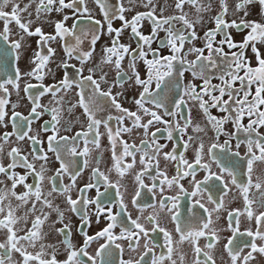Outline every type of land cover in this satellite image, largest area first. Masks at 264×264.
Instances as JSON below:
<instances>
[{
  "label": "snow or ice",
  "instance_id": "6c2138e0",
  "mask_svg": "<svg viewBox=\"0 0 264 264\" xmlns=\"http://www.w3.org/2000/svg\"><path fill=\"white\" fill-rule=\"evenodd\" d=\"M93 2L102 21L95 19L87 0H28L23 6L19 0H0V127L6 128L9 122L12 126V132L0 134V264H97L98 258L100 264H252L256 254L264 257V211L260 210L264 209V134L260 131L264 128V0H172V14L167 16L164 7L156 15L155 0H127L129 7L124 0ZM138 4L147 10L128 18L125 14ZM53 13L61 18L53 21ZM117 19L120 27L113 26ZM145 21L151 25L149 34L143 32ZM46 24L53 33L44 31ZM126 31L129 42L122 43ZM241 33L237 40L235 35ZM105 35L108 42L98 51L97 44ZM27 37L39 38L38 50L30 70L22 72L19 62ZM57 39L65 56L60 65L64 74L45 85V76L51 74L48 63L56 55V49L48 45ZM157 41L158 47L153 48ZM73 59L79 67L69 63ZM70 69L75 71L70 74ZM25 77L40 82L23 87L32 104L29 115L15 111L13 105L9 116V97L13 91L19 95ZM126 83L137 90L131 101L135 110L121 103L126 99ZM117 87L120 90L114 93ZM74 88L78 99L71 108L82 109L86 129L81 124V130L69 137L59 134L65 103L60 94ZM45 95L51 96L47 105L40 102ZM193 109L200 114L199 121L194 120ZM44 114L51 116L48 123L53 131L47 138V152L39 147L43 142L30 134V118ZM227 125L232 131L226 130ZM189 128L193 134L184 140V152L177 154L175 147L163 151L166 145L159 143L158 133H166V139L173 141L176 134L183 138ZM136 131L141 132L139 145L123 139L124 134ZM103 136L110 146V167L102 151L92 156L94 150H101ZM222 136L227 137L223 142ZM25 141L31 142L27 153L20 146ZM189 149L191 161L185 155ZM48 152L59 163L52 176L47 175ZM138 153L140 169L136 170ZM205 155L218 165V174L203 162ZM93 159L89 182L77 187V178ZM161 159L165 164L175 162L173 175L161 170ZM102 163L105 170H101ZM198 171L209 174L197 180ZM65 175L70 178L66 185L62 183ZM128 176H132L131 204L141 212L134 219L126 215L121 192L128 190ZM29 177L32 183L27 182ZM186 178L191 191L182 183ZM45 179L48 191H44ZM92 189L95 198L86 196ZM233 189L232 199L242 201V210L227 213L232 235L219 248L218 221L225 202L215 193L227 196ZM74 190L80 194L77 198H73ZM157 190L159 199L155 200ZM167 190L175 194L165 195ZM205 191L212 207L203 202ZM113 202L119 211L107 206ZM145 207L152 208L147 216L143 215ZM66 212L79 215L83 225H90L94 217L97 224L103 220L104 226L95 235L79 228L83 241L78 246ZM241 217L249 222L243 230ZM162 220L170 221L172 229L162 226ZM53 234L61 239L46 243ZM161 234L163 243L158 239ZM201 238L207 241L203 245ZM100 239L106 243L90 254V245ZM124 242L127 259L123 258ZM37 246L38 250L29 251ZM245 249L249 250L245 253Z\"/></svg>",
  "mask_w": 264,
  "mask_h": 264
},
{
  "label": "flooded vegetation",
  "instance_id": "af4514ba",
  "mask_svg": "<svg viewBox=\"0 0 264 264\" xmlns=\"http://www.w3.org/2000/svg\"><path fill=\"white\" fill-rule=\"evenodd\" d=\"M19 1H20L22 6H23L24 3L28 2V0H19ZM66 2H67V0H66ZM117 2H119V0H117ZM155 2H156V5H157V7H156V15L157 16L160 15V11H161L162 7L165 8V11H164L163 15L167 16V15H171L172 14V8L169 6V5H171L172 0H155ZM124 3H125V7H129V4H128L127 0H124ZM87 6L89 7V9L92 10L93 15H94V13H97L96 16L94 15L95 19H100L102 21V19H103L102 18V14L100 13L98 7L97 6L93 7L94 6L93 0H87ZM146 10L147 9H145L142 5L138 4L134 9L128 11L125 15L128 18H131V16L134 15L136 12H143V11H146ZM66 11H68L69 14H71L70 10H66ZM60 18L61 17H60L59 14H57V13H53L52 14V20L53 21L58 20ZM23 19H27V15L26 14H24ZM72 23H73V21L71 19L67 22L69 27L72 25ZM120 25H121V22L118 19L115 20L114 23H113L114 27H120ZM177 26L179 27V25H177ZM211 26L212 25H209V27H211ZM12 27H13V30L15 31L16 30V26L12 25ZM150 28H151L150 23L145 21L144 22V27H143V32L145 34H149L150 33ZM44 31L46 33H53V28L46 24V25H44ZM199 35L202 36L203 33L199 32ZM241 35H243V34L242 33L241 34H236L235 38L237 40H239L241 38ZM160 36L163 37L164 33L161 32ZM38 39H39L38 37H27L26 40H25L24 51H23V54H22V58H21V60L19 62V67L21 68L22 72L30 70L31 59L33 58L34 52L38 50V48H37V40ZM108 39L109 38L106 35L101 37L100 42L97 44V50L98 51H99V49H100V47L102 45H104L106 42H108ZM217 39H219V37H217ZM59 41H60L59 39H57L56 41H51V42H49L48 46L56 49V44H52V42H54V43L58 42V43L62 44V42L61 41L59 42ZM121 42L122 43L129 42V33L127 31L123 34ZM196 43H197V46H201L199 41H197ZM85 47H87V43H85ZM133 47H135L134 43H133ZM152 47L153 48H157L158 47V41L154 42ZM45 52H46V50H45ZM164 54H167V50H165ZM191 58L192 57H189V59H191ZM64 59H65V56H64V53H63V49H59V52L56 51V55L48 63V68L51 69V74L45 76V79L43 80V83L45 85L53 84V83L57 82L58 80H60L62 78V76L64 74V69L60 65H61V62ZM69 63L72 64V65H76V67H79V62L76 61L75 59L69 61ZM126 67H127V60L125 61V68ZM86 68H87V66H86ZM86 68H85L84 75L88 74ZM74 71H75V69H70L69 73L71 74ZM114 77H115V74L113 73L112 76L109 77V80L111 81L112 79H114ZM25 83L38 84L40 82H38V81H36L34 79H29L27 77H25L21 81V91H20L19 95H17L15 93V91H13L12 95L9 97V105H8L9 116L11 115L12 106L13 105H15V111L20 112L24 116H28L29 115V112H30V109L32 107V104H31V101L28 99V94H26L23 91V87H24ZM125 88L127 89V91L125 92L126 99H121V103L123 104L124 107H128L131 110H135L133 105H132V103H131V101H132V98L137 95V90L134 89V88L129 87V85L127 83L125 84ZM119 90L120 89L117 87V88L113 89V92L115 93L116 91H119ZM76 91L77 90L74 88V89H72L71 91H69L67 93H61L60 94V95L63 96L64 101H65V103L63 105L64 111L62 112V119H61V122H60V125H59V129H60L59 134L63 135V136L71 137L77 131L81 130V124H84L85 129H86V121H85V118L82 115V109L79 108V107L71 108V105L76 104L77 99H78V97L76 96ZM50 99H51L50 95H45V96L41 97L40 102H41V104L47 105L49 103ZM112 114L113 115H118V113H116L115 110H112ZM213 114L219 115V113H216L215 110H213ZM192 116H193L195 121H199L200 118H201L200 114L196 111V109L192 110ZM164 118L165 119H169L168 117H164ZM30 119H31V124H30L31 132H30V134L31 135H36L37 139L41 140L43 142L42 144L39 145V147H42L44 149V151L47 152V138H48V136L53 134L52 128L50 127V124L48 123V122L51 121V116L47 115V114H44V115L40 116L39 118H30ZM177 119H179V117H177ZM180 122H181V124H183V121H180ZM112 123H113V126H115V121H113ZM245 123H247V120H245ZM125 125L131 126V122L128 121V120H125ZM158 127L163 128L164 126L163 125H158ZM45 128H47V131H45ZM67 128H70L71 130L68 131V130H66ZM226 130L227 131H232L231 125H227L226 126ZM100 131L104 132L103 127H101ZM151 131H155V128L151 129ZM260 131H261L262 134H264V128L260 129ZM4 132H12V126H11L10 122L8 123V126L6 128L5 127H0V134H3ZM192 134L193 133L191 131V128H189L188 133L183 138L179 134H176L175 135V139L173 141H169V140L166 139V135H167L166 133L164 134V136H160V134L158 133L157 136L159 138V143L166 145V147L163 149V151L171 152L172 149L175 147L176 151H177V154H179L181 152H184L183 142L186 139L187 135H192ZM209 135H211V133H209ZM226 138L227 137H223L222 136L221 137V142H223V139H226ZM123 139L128 141L129 143H133L134 142L137 145H139V142H140V139H141V132L136 131V132H133V134H131V135L124 134ZM11 140H12L13 146H15L16 145L15 137H12ZM20 146L24 149L25 153H27L28 151H30L31 142L30 141L22 142ZM101 146H102L101 150H94L92 152V156L95 157L98 154V151H102V153H103V161L107 162V166L110 167L111 166V161H110L111 153H110V150H109L110 146L108 144L106 136H103L101 138ZM80 147L81 148L83 147V142L82 141L80 142ZM206 147H207V145H206ZM232 147H233V150H235V141L232 142ZM243 152H244V149L242 147L241 148V154L242 155H243ZM47 154H48L49 159H50L49 171H48L47 175L48 176H52V175L55 174V170L59 167V163L57 161H55L54 153L48 152ZM139 155L140 154L138 153L137 154L136 170L140 169ZM185 155L190 161L192 160L193 152H192L191 149H189L185 153ZM161 156H162V154H161ZM126 162H131V158H126ZM203 162L204 163H209L210 170H211L212 173H217V174L219 173L218 165L215 162L210 161V159H209V157L207 155H205V158H204ZM5 163H7V161H5ZM94 166H95V160L93 159L92 162L90 163L89 167L83 169V171L81 172V175L77 178V187H83L86 183L89 182L90 177H91V168L94 167ZM174 166H175V162L174 161L168 162L167 164H165L163 159H161V165H160L161 170L166 171L169 174V176L174 174ZM38 167H39V162H37V168ZM101 170H105V163L101 164ZM16 171H18L19 173L23 174L25 170L23 168H18V169H16ZM208 174L209 173H206L204 171H198L197 175H196V179L197 180H203L204 176L208 175ZM112 178L115 179V174H113ZM188 179L189 178H186L184 181H182V183L184 184L185 188H187L189 191H191V187L188 184ZM126 180H127V183H128V190L125 191L122 188L121 192L124 193L125 203L127 204V213H126V215L130 214L132 216V218L134 219L138 215H141V212H140V208L139 207L133 206L131 204V199L133 197L132 176H128L126 178ZM27 182L28 183H32V177H29ZM62 183L65 184V185L70 183V178L67 175H65L62 178ZM145 183L150 185L151 184V180L146 177L145 178ZM49 187H50L49 181L47 179H45V181H44V191H48ZM19 190H22V189H20L18 187V191ZM103 190L104 189L101 188V191H103ZM252 192H255V190L253 189ZM252 192H250V197L252 196ZM173 194H175V193L172 190H167L165 192V195H173ZM208 194L209 193L207 191H205V193H204V201L203 202L206 204V206L212 207V205H208L207 204V195ZM235 194H236V190L235 189H233L231 192H229L227 194V196H224V194L219 192V191L217 193H215L216 197H223L224 198V202H225V208L221 209L220 219L218 221V228L220 229V231H219L220 240H219V244H218L219 248H222L223 245L225 243H227V239L230 238L231 235H232L231 232L228 230L229 217H228L227 213L229 211H232L233 209H236V208H241V210H242V201L241 200H233L232 199V196L235 195ZM72 195H73V198H77V196H79L80 194L77 191L74 190ZM95 195H96V193H95L94 189L89 190L86 193V196L90 197V198H95ZM257 195H259V194L257 193ZM158 199H159V191L157 190L155 200H158ZM56 202L59 203L60 202L59 199ZM179 203L184 204V203H186V201L181 200ZM107 206L108 207H112L113 212L119 211V208L115 206V202H113V204H109ZM254 207H255V205H254ZM89 210H91V209H89ZM181 210H183V209H181ZM260 210L264 211V209H260ZM151 212H152V208L151 207H145L143 215L147 216ZM66 215L69 217L70 222H71V224L73 226V237H72L73 238V242L76 245H78V246L82 245V241H83V237L79 234V231H78L79 228H83V231L87 232L88 235H95V233L97 231H99L102 226H104V221L103 220H101L100 224H97L95 222V218L94 217L91 218L90 225H83L81 223V219H80L79 215L73 214L71 212H66ZM52 219H55V215L54 214H53ZM214 219H215V216H214ZM241 221H242V223H241V229L242 230L245 227L249 226V222L244 220L243 217H241ZM161 225L162 226H166L169 230H171L172 227H173V225L171 224L170 221H163L162 220L161 221ZM146 226L149 227V228L151 227L150 225H146ZM56 227H60V225L57 224ZM45 230L47 231V228ZM115 231L117 233H119V228L115 229ZM152 235L155 236L154 233ZM0 239H2V236H0ZM59 239H61V238L53 234V235L49 236L48 239L45 242L46 243H54V242L58 241ZM158 239H159L160 243H163V235L162 234L159 236ZM206 242L207 241L205 239L201 238V240H200V244L201 245L205 244ZM104 243H106V241L103 240V239H100V240L92 242V244L90 245V247L88 249L89 253L94 255L96 250L100 247V245L104 244ZM124 243H125V252H124L123 258L127 259V258H129V252H128L127 247H126V242H124ZM257 243H259V241H257ZM36 250H38V246H37L36 249H31V248L29 249V251H36ZM160 250H161L160 248H156L155 249V251H157V252H159ZM248 250L249 249H245V253ZM139 251H143V248L141 247V249ZM131 255L136 256L137 253H131ZM256 255H257V259L254 262H252V264H264V257H260L258 254H256ZM14 256H16L17 259H19L18 254H14ZM57 258L60 259V260H63L64 256L63 255H58ZM97 264H100V259L99 258L97 259Z\"/></svg>",
  "mask_w": 264,
  "mask_h": 264
},
{
  "label": "rangeland",
  "instance_id": "374dc122",
  "mask_svg": "<svg viewBox=\"0 0 264 264\" xmlns=\"http://www.w3.org/2000/svg\"><path fill=\"white\" fill-rule=\"evenodd\" d=\"M20 2V1H19ZM96 5L94 4V6L93 7H95ZM96 14L97 13H94V15L96 16ZM60 42V41H59ZM52 44H56V51H58L59 52V49H63L62 48V44L61 43H58V42H52ZM45 54H46V52H45Z\"/></svg>",
  "mask_w": 264,
  "mask_h": 264
}]
</instances>
